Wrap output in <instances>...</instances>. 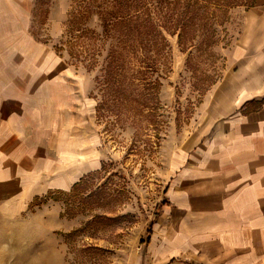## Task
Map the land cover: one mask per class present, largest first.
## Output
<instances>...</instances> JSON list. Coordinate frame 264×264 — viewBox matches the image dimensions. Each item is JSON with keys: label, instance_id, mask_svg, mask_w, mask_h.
I'll use <instances>...</instances> for the list:
<instances>
[{"label": "rangeland", "instance_id": "1", "mask_svg": "<svg viewBox=\"0 0 264 264\" xmlns=\"http://www.w3.org/2000/svg\"><path fill=\"white\" fill-rule=\"evenodd\" d=\"M78 4L0 0V171L9 162L27 167L39 160L53 182L55 175L73 176L80 164L87 171L67 188L52 184L43 193L13 192L0 182L6 191L0 192V264H149L141 241L162 214L175 158L187 145L209 140L219 123V98L228 95L224 73L248 9L231 10L213 62L187 68L177 36L165 34V51L148 61L140 53L130 58L122 83L105 89L100 66L88 69L56 51L72 32L68 20ZM218 75L201 95L202 83ZM89 159L97 165L88 167ZM8 174L5 181L14 182ZM89 175L86 190L77 192L114 199L103 209L92 199L81 213L73 203L78 197L62 193ZM94 215L101 218L87 223Z\"/></svg>", "mask_w": 264, "mask_h": 264}, {"label": "crops", "instance_id": "2", "mask_svg": "<svg viewBox=\"0 0 264 264\" xmlns=\"http://www.w3.org/2000/svg\"><path fill=\"white\" fill-rule=\"evenodd\" d=\"M241 13L224 73L228 95L219 98L215 114L219 123L209 140L187 145L173 162L165 205L146 245L149 264H264V104L243 112L264 99V0ZM231 99L239 106L232 108ZM86 163L94 167L97 160ZM79 166L53 182L41 160L27 167L9 162L0 182L16 187L13 192L43 193L52 184L67 188L87 172ZM6 171L14 182L5 181Z\"/></svg>", "mask_w": 264, "mask_h": 264}, {"label": "trees", "instance_id": "3", "mask_svg": "<svg viewBox=\"0 0 264 264\" xmlns=\"http://www.w3.org/2000/svg\"><path fill=\"white\" fill-rule=\"evenodd\" d=\"M255 1L79 0L77 9L70 12L68 20L72 32L56 51L60 56L66 54L69 62L81 63L88 69L94 63L100 66L105 89L111 83H122L130 58L140 53L148 61L165 51L168 47L165 34L177 36L180 51L188 54L186 66L192 68L196 62L215 60L217 54L213 48L219 42V34L227 36L225 26L230 21L231 10L237 7L250 8ZM87 21H95L92 29L81 28ZM219 78V75L217 79L209 77V83H202L199 93L203 95ZM263 104L264 99L252 101L243 112L254 111ZM90 177L92 175L83 177L69 192L62 193L67 198L78 197V202L73 203H76L75 207L81 213L87 211L92 199L96 200L99 209L107 207L114 199L106 197L99 200V192H77L86 190L85 183ZM72 209H65V212L70 213ZM100 218V215H94L87 223ZM152 225L147 231V238L141 241L144 245L149 242ZM75 233L69 232L66 238H71Z\"/></svg>", "mask_w": 264, "mask_h": 264}]
</instances>
